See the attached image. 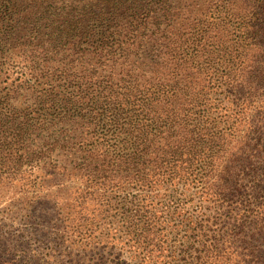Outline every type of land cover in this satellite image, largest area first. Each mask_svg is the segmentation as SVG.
<instances>
[{
  "label": "trees",
  "instance_id": "trees-1",
  "mask_svg": "<svg viewBox=\"0 0 264 264\" xmlns=\"http://www.w3.org/2000/svg\"><path fill=\"white\" fill-rule=\"evenodd\" d=\"M38 199L64 264H264V0H0V205Z\"/></svg>",
  "mask_w": 264,
  "mask_h": 264
},
{
  "label": "rangeland",
  "instance_id": "rangeland-1",
  "mask_svg": "<svg viewBox=\"0 0 264 264\" xmlns=\"http://www.w3.org/2000/svg\"><path fill=\"white\" fill-rule=\"evenodd\" d=\"M45 202H41V201ZM52 199H38L30 207L19 202L3 201L0 205V262L12 264H64L58 254L56 234L58 213ZM27 203V202H26ZM82 264L87 254H83ZM79 258V257H78ZM94 264V263H93Z\"/></svg>",
  "mask_w": 264,
  "mask_h": 264
}]
</instances>
